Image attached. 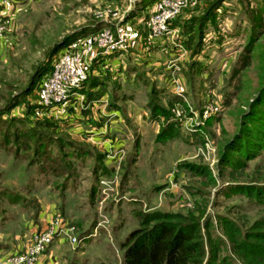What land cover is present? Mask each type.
Returning a JSON list of instances; mask_svg holds the SVG:
<instances>
[{
  "label": "rangeland",
  "instance_id": "1",
  "mask_svg": "<svg viewBox=\"0 0 264 264\" xmlns=\"http://www.w3.org/2000/svg\"><path fill=\"white\" fill-rule=\"evenodd\" d=\"M217 1L201 0L197 7L185 9L175 21L182 24L178 39L186 48L188 59L183 73L179 71L176 77L183 75L188 99L199 114L204 115L211 107L214 109L206 132L215 148L203 146L199 150L203 142L192 138L193 131L186 125L179 139L162 144L156 140L158 127L155 125L143 133L146 142L139 153L133 137L137 129L133 128L128 132L127 153L124 150L126 154L119 155L121 162L106 175L109 179L112 176L113 181L101 184V176L105 178L103 157L93 151V158L88 155L80 158L72 151V136L59 129L56 119L48 121L34 112L39 99V75L68 47L56 52L61 46L59 43L85 26L90 24L98 31L111 28L110 22H117V32L119 28L131 26L124 21L119 23L113 13L107 16L113 4L102 5L100 0H11L7 3L0 0V12L6 9L3 10L7 22L5 32L10 35L9 46L0 54V130L10 133V127L21 126L22 121L9 117V111L13 115L15 110L22 117L30 114L36 130L45 132L38 137L51 141L47 147L50 155L47 165L46 160L30 164L29 158L17 159L0 143V217L8 216L9 210L5 207L10 205L9 198L16 199L18 204H29L26 199L31 196L25 192V186L33 179L38 188L33 191L36 195L33 197L50 208L46 227L55 219V214H61L67 225L74 228L70 232L78 237L79 243L65 264H123L122 243L139 227L137 212L141 210L203 212L200 221L207 250L211 245L220 246L218 263L264 264V255L254 253L264 246V240L259 237L264 234V201L248 198L232 187L264 186V147H251L249 153H256L251 158L227 149L243 128L246 114L252 112L248 128L254 133L259 130L257 120L264 114V1L223 0V8L212 7ZM199 43L200 49L196 52ZM44 63L45 69L39 74L38 69ZM9 106H12L10 110ZM7 117L9 120H4ZM261 144L264 145V140ZM28 152L32 157L34 146ZM227 155L235 162L223 161ZM180 157L206 165L210 174L195 175L188 171L172 174ZM54 164L63 173L57 175ZM41 165L46 166L47 174L39 173ZM32 237L16 252L27 250ZM6 239L9 240L8 236ZM243 243L250 251L242 248Z\"/></svg>",
  "mask_w": 264,
  "mask_h": 264
},
{
  "label": "crops",
  "instance_id": "2",
  "mask_svg": "<svg viewBox=\"0 0 264 264\" xmlns=\"http://www.w3.org/2000/svg\"><path fill=\"white\" fill-rule=\"evenodd\" d=\"M156 1L111 0L109 2L100 0L102 5L113 4L112 10L121 14L125 25H130L133 33L125 49L108 54L99 52L82 88L76 91L69 102L59 110L57 109L55 119L59 129L69 133L72 140L78 145L89 147L81 151L87 153L81 155L80 158L85 155L93 158V153H91L93 151L106 155L112 148L126 152V144L129 142L128 132L133 128L137 129V134L134 131L133 135L134 145L139 148L140 153L144 141L146 142L143 133L146 130L154 129L157 125L158 129L155 130L157 140V135L168 122L164 117H152L150 98L156 97L159 103L168 109H172L180 100L176 93L175 80L168 66L174 60L181 67L182 71H180L183 73L184 66L187 65L186 48L181 43V39H178L181 37L182 24L175 23L176 19L171 26V31L166 36L155 41L150 40L146 19L151 14ZM224 4L222 3L221 8ZM108 25L115 31L117 30V22H110ZM85 27H92L91 30H94L90 24ZM7 32L0 37V54L9 46L10 35ZM184 51L186 52L184 53ZM187 72L188 69L185 73ZM181 76L179 81L185 86V95L188 98L190 97L189 92L184 77L182 74ZM81 94L84 95V98L80 96ZM14 111H12L14 116L22 115L18 112L14 113ZM183 126L184 123L181 121L179 134L183 130ZM191 137L198 138L195 132ZM177 138L179 139L180 135ZM177 138L158 140V142L164 144L170 140L175 141ZM192 138L190 139L193 140ZM202 147L203 145L199 147V150ZM91 148L92 151H89ZM102 157L104 159V164H102L104 172L102 171V173L105 174V178L101 176V184L103 180L113 181L112 176L109 179L106 175L111 169H115L122 160V156L113 158L103 155ZM180 158L177 159V162L188 159ZM176 170L177 168H174L171 171L172 174ZM39 173L45 175L40 171ZM29 180V185L25 186V192L32 197H26L29 204H18L16 199L9 198L10 205L5 207L9 210L8 216L0 217V258L15 253L17 248L23 249L29 242L32 233L46 227L50 219V208L44 206L39 198L33 197L36 196L33 191L38 188L33 183V179ZM30 200L33 202V208ZM139 200L145 204L142 199ZM17 204L18 206H16ZM151 208L153 209V206ZM7 236L9 240L6 239ZM74 247L66 237L59 236L40 256L37 264H65V260L73 252Z\"/></svg>",
  "mask_w": 264,
  "mask_h": 264
},
{
  "label": "trees",
  "instance_id": "3",
  "mask_svg": "<svg viewBox=\"0 0 264 264\" xmlns=\"http://www.w3.org/2000/svg\"><path fill=\"white\" fill-rule=\"evenodd\" d=\"M222 3L223 0H218L212 7L216 8L222 5ZM91 29L92 27H84L77 33L72 34V36L67 37L65 41L59 43L61 46L56 52L59 51L60 48L75 42L77 39L88 36L96 31ZM199 49L200 43L196 48V52L199 51ZM245 50L249 51L250 48H246ZM44 69L45 63L38 69L39 74ZM51 70L52 63H50V67H48L47 70L39 75L40 80ZM149 105L152 109V117H164V119L168 121L162 127L157 139L162 141L170 138H177L180 135L179 126L181 121L175 118L172 110L161 105L154 96L150 98ZM11 107L12 106H9L7 109L10 110ZM30 109L33 110L32 108ZM10 111L9 117L11 119L14 117L22 121V123H20L21 126H17V128L10 127L8 129L10 133H7V130L4 129L5 133L3 132V134L2 130H0V134L4 135L3 140L0 142L2 146H5L8 152H12L17 159L29 158L30 164L46 160L45 163L47 165L48 156L50 157L47 152V147L51 141L43 137L45 132L43 130H36V125L31 122L30 114L24 115L23 117L21 115L14 116ZM251 117L252 112L244 116L242 123L243 128L239 130V134L227 145V149H235L247 158L256 155V153H249L251 147L254 149L264 147V145L261 144L264 140V114L257 120V123H259V130H257V133L255 132L256 134L248 128V122ZM52 119L54 118L46 117L48 121H53ZM4 120L7 121L9 118H4ZM30 122L32 124H30ZM41 122L44 121L41 120ZM55 124L58 126L57 121H55ZM209 124L210 119L206 122V126L203 127L205 131ZM39 134H43V136L38 137ZM195 134H197L199 141L204 142L200 132H195ZM258 139H260L261 142H256ZM71 143L75 144V146L73 144L71 147L74 154L81 156L87 153L81 152L85 150V146H80L73 140H71ZM76 145H78L79 149ZM32 146H34V155L32 154V157H29L30 152L28 151H30ZM100 155L106 156L107 154ZM223 161L235 162V160H232L231 155L224 157ZM47 167L49 168V166ZM52 167L57 175L63 173L62 170H59L58 164H54ZM176 168L178 172L177 175L182 171H188L195 175H209L211 171L206 165L189 160L178 162ZM39 171L47 174L46 166L40 167ZM232 187L241 190L248 198L264 201V186L246 184L232 185ZM196 213H199L198 210L191 214L167 210H153L151 212H147L146 210L138 211L137 217L140 225L138 228L132 230L122 243V247L125 249L123 264H220L218 263L220 246L211 245V248L207 250L206 239L202 232L203 224L200 221L203 212H201V214ZM206 226H208L207 221L205 222V227ZM259 237L264 240V234H261ZM242 248L246 251H250L246 243H243ZM254 253L257 255H264V246L259 247Z\"/></svg>",
  "mask_w": 264,
  "mask_h": 264
},
{
  "label": "built area",
  "instance_id": "4",
  "mask_svg": "<svg viewBox=\"0 0 264 264\" xmlns=\"http://www.w3.org/2000/svg\"><path fill=\"white\" fill-rule=\"evenodd\" d=\"M8 1L11 0H4V3ZM200 1L157 0L151 14L146 19L149 39L155 41L166 36L171 31V26L179 15L185 9L197 7ZM4 9L0 12V37L4 34L7 26V22L4 20L6 16ZM111 13H113L114 18H118L119 23L124 21V18L118 15L116 11L108 10L106 14L109 16L112 15ZM132 33L128 27L119 28L118 32L105 27L88 36L77 39L68 45L66 49L62 50L54 60L52 70L40 80L38 85L39 99L34 110L37 116L55 118L57 109L59 110V108L69 102L76 91L82 88L89 76V71L97 54L99 52L108 54L125 49L129 44ZM168 68L175 77L176 93L180 97V100L175 104L178 107L171 109L175 118L182 121L188 128L191 127L189 128L191 131L200 132L203 136L204 148L213 150L215 148L214 143L203 127L206 126V122L214 114V109L211 107L210 110H207L210 113L199 114L186 97L185 86L176 77V73L181 70V67L173 60L169 63ZM80 96L84 98V95L81 94ZM123 153L124 150L112 148L107 153V156L116 158ZM111 182L102 181L104 184H110ZM72 229L74 228L67 225L61 214H55V219L51 221L48 227L32 234L33 237L27 250L15 252L6 258L0 259V264H37L40 256L47 251L54 239L59 236L66 237L76 246L79 241L78 237L73 232H70Z\"/></svg>",
  "mask_w": 264,
  "mask_h": 264
}]
</instances>
